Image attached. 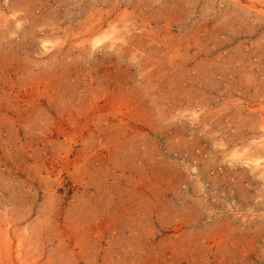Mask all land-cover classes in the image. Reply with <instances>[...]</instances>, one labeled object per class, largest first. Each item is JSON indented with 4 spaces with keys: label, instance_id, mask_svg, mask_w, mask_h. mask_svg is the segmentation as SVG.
I'll return each mask as SVG.
<instances>
[{
    "label": "rangeland",
    "instance_id": "rangeland-1",
    "mask_svg": "<svg viewBox=\"0 0 264 264\" xmlns=\"http://www.w3.org/2000/svg\"><path fill=\"white\" fill-rule=\"evenodd\" d=\"M0 264H264V0H0Z\"/></svg>",
    "mask_w": 264,
    "mask_h": 264
}]
</instances>
